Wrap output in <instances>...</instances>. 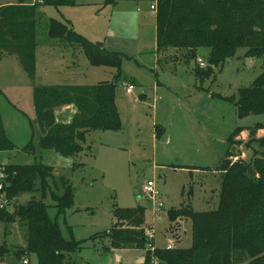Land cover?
<instances>
[{"label": "rangeland", "instance_id": "374dc122", "mask_svg": "<svg viewBox=\"0 0 264 264\" xmlns=\"http://www.w3.org/2000/svg\"><path fill=\"white\" fill-rule=\"evenodd\" d=\"M5 1L0 0V4ZM12 1L34 3V0ZM108 1L74 0L70 6H38L35 30L38 74L33 79L15 56L0 58V117L5 136L15 147L0 152V167H5L3 163L8 166L47 162L58 170V174L53 170V175L71 183L73 206L63 215L57 214L52 198L53 193L60 196L62 189L58 184L54 187L52 182L43 198L40 192L23 193L13 202L25 206L42 200L62 237L83 242L81 252L71 258L75 264H107L106 258L115 264L117 257L104 252L108 240L103 237L114 223V207L145 209L144 235L152 243L154 240L156 247L189 248L191 223L182 218L170 223L168 212L185 206L196 212L214 210L221 183V173L215 169L225 152L233 153L234 157L230 158L233 162L239 158L250 161L254 150L264 152V142L260 143L264 138V114L239 119L234 104L238 90L249 88L262 73L264 57L246 58V49L240 48L234 57L215 68L211 77L197 81L193 68L198 58L206 64L209 51L199 49L196 60L187 59L185 51L180 54L169 51L157 57L155 12L150 10L155 0ZM50 20L68 24L89 42L104 44L105 50L123 55L121 72L136 87L132 94H127L125 88L129 82H117L115 105L120 130L90 132L85 154L77 160L82 166L74 171L66 169L64 160L53 152H37L32 156L23 150L29 141L37 142L39 137L33 88L51 86L58 80L57 74L55 79L47 78L54 60L44 57L45 50L58 45L57 53L62 54L70 46L75 48L78 58L81 53L85 59L76 45L47 36ZM55 61L65 65L66 57L59 56ZM85 61L82 86L113 81L114 69L94 68ZM65 72L58 75L62 84L69 80L63 77ZM231 98L234 100H228ZM258 125L262 128L255 129ZM237 128L242 130L229 147ZM148 181L154 182L160 194L156 202L148 200L142 192ZM0 195L4 197V193ZM158 203L163 205L162 209L157 208ZM6 209L12 213L13 206ZM186 231L188 235L184 238ZM148 235L153 237L150 239ZM26 242L23 223H0V246L9 249V264H23L24 260L38 264L35 255L14 260L13 253L25 247ZM116 254L121 264H138L145 251L124 250Z\"/></svg>", "mask_w": 264, "mask_h": 264}, {"label": "trees", "instance_id": "16d2710c", "mask_svg": "<svg viewBox=\"0 0 264 264\" xmlns=\"http://www.w3.org/2000/svg\"><path fill=\"white\" fill-rule=\"evenodd\" d=\"M143 1V0H135ZM109 3L113 0H109ZM74 0H34L32 4L0 7V58L15 56L28 77L35 76V30L38 6H70ZM155 53L185 51L187 59L196 60L199 49H207L206 68L195 64L197 81L211 77L245 48L246 58L264 57V0H155ZM47 36L79 48L89 65L115 70L112 82L83 87H34L33 105L39 132L24 152L52 151L64 159H72L71 170L81 167L78 157L84 153L90 132L120 130V117L115 105V89L119 81L129 82L121 72L123 55L109 52L101 45L76 34L68 24L55 20L48 23ZM180 54V53H179ZM132 82H129V84ZM233 101L234 99H228ZM239 119L264 114V69L249 88L238 90L234 102ZM73 106L74 115L68 124L57 123L55 112ZM262 128L258 125L255 127ZM242 129L237 128L229 140ZM264 142V138L260 143ZM6 138L0 117V152L14 150ZM89 148H87L88 150ZM85 154V153H84ZM233 153L225 152L217 206L207 212H196L190 206L168 212L169 222L178 218L191 223V244L187 249L157 248L146 238L143 208H113L114 223L103 233L112 250H144L143 264H264V152L253 151L250 161H230ZM5 175L4 197L13 211L0 209V223H23L26 226L25 247L13 253L14 260L35 255L38 264H75L71 260L82 250L83 242L65 240L56 221L49 218L47 206L31 201L25 206L13 202L20 194L40 192L44 197L49 183L62 189L53 193L58 215L73 206L74 190L70 182L53 175V169L37 162L32 165L0 167ZM93 239V238H91ZM153 247V251L147 247ZM9 249L0 246V264H9Z\"/></svg>", "mask_w": 264, "mask_h": 264}, {"label": "crops", "instance_id": "0c3cea01", "mask_svg": "<svg viewBox=\"0 0 264 264\" xmlns=\"http://www.w3.org/2000/svg\"><path fill=\"white\" fill-rule=\"evenodd\" d=\"M11 5H16V4L12 0H6L3 4H0V7L11 6ZM51 46H53L52 48H50L51 50H45V52H44V54H45L44 57H47L49 59L54 60L53 62H51V65L54 67H53V69H51L50 74L47 75V78L55 79V76L57 74L58 80H54V82H53L54 84H52L51 86H41V87H61V86L83 87L82 84H80L81 83V77L82 76L85 77V73H86V65H85L86 64V61H85L86 58H85L83 52H82V54H83L85 59H83V57L81 56V53H78L79 58H80L79 59L74 47H70V46H69V48L65 47V48H67V49H65L66 52L62 53V54H58L57 51L59 50V46L58 45H51ZM102 46L104 47V44H102ZM36 49H37V47H36ZM63 55L66 57L65 65L59 64L55 61L57 57L63 56ZM35 66H36V71H35L34 77H36V75L38 74L37 73L38 72V57L36 55V50H35ZM60 66H63V69H61ZM43 68H44V65H43ZM101 68H104V67H101ZM44 69H46V68H44ZM109 69H111V68H109ZM64 70H66V72H65V75L63 77L69 78V80L67 81V83L64 82L62 84V82L58 78V75H60L61 72H63ZM74 112L75 111H74L73 106L63 107V108H61L55 112V115H54L55 121L57 123L68 124V123H70V121L74 115ZM48 152H52V151H47V152L41 151L40 153L44 154V153H48ZM48 156L51 157L52 159H54L55 161L59 160L58 158H56L52 155H48ZM59 158H61V157L59 156ZM61 159L64 160L63 164L65 165V168L68 170H71L73 160L72 159H64V158H61ZM3 164L5 166L7 165L6 163H3ZM42 164H44V163H42ZM23 165H32V163L28 162V163L23 164ZM44 165L51 167L54 170V174L55 173L58 174V170L54 166H52L50 163L46 162V164H44ZM181 225H183V224H181ZM183 234H184V238H186L188 235V232L187 231L183 232ZM153 246L156 247L154 240H153ZM108 247H109V242H108V245L106 247H104L106 249L104 252L107 256L113 255V256L117 257V260H115V264H121V258L117 254L115 255V252H122L124 250H131V249L112 250V249H109ZM109 261H110V258H106L107 264ZM143 261H144V256L142 258H140L138 264H143ZM110 264H113V261H110Z\"/></svg>", "mask_w": 264, "mask_h": 264}, {"label": "built area", "instance_id": "2783aa9c", "mask_svg": "<svg viewBox=\"0 0 264 264\" xmlns=\"http://www.w3.org/2000/svg\"><path fill=\"white\" fill-rule=\"evenodd\" d=\"M150 10L153 11V12H155L156 8H155V5L154 4L153 5L152 4L150 5ZM197 64H198V67L200 69H205L206 68V64L202 61L201 58H198L197 59ZM133 90H134V85H132V84H127L126 85L125 91H126L127 94H132ZM237 161H238V159H237ZM4 184H5V175L0 172V194L3 192L4 186H5ZM142 192L147 197V199L150 200V201H152V202H154V201L156 202V200H159L160 199V194L155 189V184H154L153 181H148L142 187ZM7 206H10V205L8 204V202L5 199L0 200V209H3L5 207H7ZM157 208L158 209H162L163 208V205L161 203H158L157 204ZM148 236H149L150 239L153 237L152 235H148ZM168 247L170 248V246H168ZM149 248L153 251V247L149 246ZM23 264H28V261L27 260H24L23 261ZM154 264H156V262H154Z\"/></svg>", "mask_w": 264, "mask_h": 264}, {"label": "water", "instance_id": "95a60500", "mask_svg": "<svg viewBox=\"0 0 264 264\" xmlns=\"http://www.w3.org/2000/svg\"><path fill=\"white\" fill-rule=\"evenodd\" d=\"M98 45H100V44H98ZM101 46V45H100Z\"/></svg>", "mask_w": 264, "mask_h": 264}]
</instances>
